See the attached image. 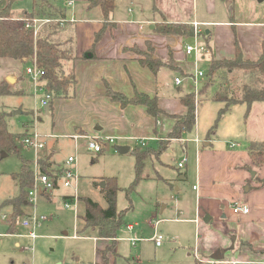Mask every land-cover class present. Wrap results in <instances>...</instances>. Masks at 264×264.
I'll return each instance as SVG.
<instances>
[{"label":"crops","instance_id":"1","mask_svg":"<svg viewBox=\"0 0 264 264\" xmlns=\"http://www.w3.org/2000/svg\"><path fill=\"white\" fill-rule=\"evenodd\" d=\"M51 1L65 10L67 17L72 16L71 10L65 9L64 0ZM95 1L86 0L83 1L86 3L75 6L76 22H70L66 26L64 37L72 35L74 45L71 53L73 58L64 61L63 66L66 75L74 76L75 83L68 89V97L53 100V109L48 115L51 123L43 135L51 136L46 140L47 143L50 138H57L50 150L44 152L46 147L38 153L39 157L48 159L51 163L49 170L55 173L61 170L67 161L66 159L57 161V156L69 147L66 141L68 139L71 141L70 149L75 151V156L78 157L77 168L79 167V157L82 149L86 148V142L84 139L76 142L72 138L75 134L119 138V141L126 142L124 146L130 148L128 153L133 151L128 143H134L135 150L148 152L145 168L149 165L157 174L156 177H146L143 173L142 182L150 183L152 186L154 184L162 191L161 196L156 193L151 199L157 201L155 204L152 203L154 211L149 222L154 234L155 228L151 225L154 222H160L159 232L163 223L192 224L198 242V247L193 248L194 259L195 252L202 256L200 249L204 252L208 248L211 252L210 259L225 264H264V166H256L247 147L241 148L234 139H241L244 136L247 144L249 141L264 142V103H254L247 116L245 104L231 106L218 122L216 130L212 131L225 103L212 99L219 88L213 85L210 82L212 78H208L204 70L200 69L204 62H208L209 67L212 58L217 60L236 58L237 47L241 49L246 61H256L261 57L264 48V1L191 0V11L178 12L162 9L163 2L166 6L164 0H147L146 4L140 1V11L129 9L125 16H121V12L115 7L107 19L104 18L101 8L95 4ZM136 2L139 1L131 0L132 4ZM26 11L28 10L23 12ZM161 22L205 24L201 26L205 34L201 40L208 48L207 54L198 61L193 56H188L185 48L186 45L193 43V38L161 35L156 31V25ZM151 54L154 60L161 62V66H158L156 71L142 64V61ZM198 71L205 74L199 87L193 80ZM16 74L11 72L7 77L14 75L16 80H19ZM177 78L182 80L180 85L176 84ZM108 87L126 98H133L138 92L157 98L162 113L153 117L143 105L122 106L120 102L113 101L108 96ZM196 91L199 93L196 94ZM186 95H194L196 98V127L193 133H184L180 139H169L176 125L175 116H185L188 113V108L181 101ZM203 103L218 106L214 109L217 112L216 120L207 130L202 143L199 137V121ZM240 106H246V110L240 113L243 119L241 117L239 120L233 115L239 113L236 109ZM232 118L234 121L230 122ZM196 139L199 140L198 143L195 142ZM141 141L147 144L142 147ZM192 143H195L196 148L194 157L192 156L191 170L188 151L189 144ZM178 151L182 153L179 161L174 162L178 173L175 171L172 173L168 169L171 166L166 157L175 156ZM184 159L186 163L183 167H179ZM24 160L30 163L29 166L34 172L35 163ZM97 161V158L93 159V164ZM189 175L195 180L192 188L195 203L191 208L187 206L188 202L184 201L186 198L189 199L187 192L182 191L180 187L187 181ZM81 179L84 181L83 177ZM178 179L182 183L176 188ZM102 183L98 185L97 181H93L92 186L103 198L104 204L86 194H80L81 197L90 198L106 207L104 196L100 191ZM247 185L250 187H246ZM64 189L59 186L54 192L41 196L45 197L46 204H53L52 202L58 199L65 202L68 194H65ZM10 198L14 196L4 198L3 201ZM82 198L80 207L84 208ZM161 202L165 203L162 209H160ZM169 202L174 203L171 217H160L169 210ZM236 204L248 206L250 212L246 215L235 214L232 206ZM31 205L28 200L23 209L25 218L31 214L26 215ZM13 213L14 208L8 206L5 214H0L6 215L7 218H0V221L6 225L5 232L8 238H21L22 233L19 232L17 220L15 227L12 224ZM82 215H78L79 221ZM206 218H210L209 223L205 222ZM22 227L26 230L30 228L31 232L34 230L32 225L27 227L24 222ZM137 227V223L128 224L127 231L134 234ZM79 233L75 230V234L68 237V233L64 232L63 236L72 239L87 238L93 242L97 250L95 261L90 260L87 263L83 261L81 264H117L118 258L131 261L132 258L120 252L119 242H126L132 249L137 250L138 243L151 242L156 248H160L165 240L163 236L162 245L157 246L151 240L153 236L151 238L122 237L113 240L100 238L92 230L87 232L89 236ZM131 239L139 241L133 244ZM204 241H207L206 245H203ZM223 248H227V252H232L229 253L227 261L223 260L226 259L224 256L227 253L223 256L219 251ZM140 261L137 256L135 262ZM195 263L197 264L196 260Z\"/></svg>","mask_w":264,"mask_h":264},{"label":"rangeland","instance_id":"2","mask_svg":"<svg viewBox=\"0 0 264 264\" xmlns=\"http://www.w3.org/2000/svg\"><path fill=\"white\" fill-rule=\"evenodd\" d=\"M134 4L131 0H116V10L121 12V16L128 14L129 9L135 11H140V1L145 2L147 0H138ZM166 6L161 7L172 11H185L189 12L192 8L191 0H164ZM86 2H80L76 7L84 4ZM146 4V2H145ZM33 7V0H16L13 4V12L16 17H20L24 10H30ZM70 11V10H69ZM48 19V18H46ZM43 26V25H42ZM39 27V31L42 28ZM30 63H23L14 59H0V84L10 92L4 95H0V112L6 114V121L8 128L11 132L15 134H30L34 129V124L36 119L39 121L37 129L40 133L46 132V129L50 126L51 118L45 113H41L37 117L35 114L39 100L43 96L41 92L36 94V84L33 79L26 73L27 68ZM208 62H204L200 66V69L208 73ZM14 72L17 73L19 80H16V76L9 75V77L15 78L14 82H9L7 74ZM239 71H234L229 77V86L232 90L237 88L241 89L242 85L247 81L244 75H241ZM22 77V78H21ZM210 82L218 88H221L219 80L211 79ZM44 83L41 82L40 87H43ZM214 86V89L216 88ZM212 92V91H211ZM231 98L238 97L235 93L230 95ZM218 105L212 103H203L200 111V134L201 142L203 143L206 137L207 130L213 126L214 121L217 117V112L214 110ZM239 113H234L233 116L237 117L239 120L242 111L246 110V106H240L236 109ZM15 112H19L16 113ZM236 112V111H235ZM241 113V114H240ZM245 113V112H244ZM37 117V118H36ZM41 118V119H40ZM241 119V120H242ZM234 119H230L233 122ZM195 133L192 135V137ZM20 137L16 141L15 150L12 152H2L0 154V214H5L8 210V205L3 201L4 198L18 195L19 185L15 182L13 175L20 173L24 163V159L28 161H33V164L38 158V154L26 147L23 144V138ZM28 136V135H27ZM101 136V135H100ZM235 139V143L239 144L241 148L245 149L247 147L246 137ZM57 137H52L48 140L47 148L44 152L51 149L52 145L55 143ZM47 140V139H46ZM62 140V139H61ZM64 140V139H63ZM69 147L67 150H63L58 156L57 161H62L64 159L68 160L70 154L71 157L75 156V151L70 149L71 141L66 140ZM250 142V141H249ZM248 142V143H249ZM122 141H116L111 145V149L102 154L93 155L86 148L82 149L81 155L79 157V167L78 173L83 177L84 181L80 183V194H86L92 196L96 201L103 203V198L100 194L93 188L92 182L97 181L99 185L104 181L102 178L117 177L118 184L121 191L118 195L117 207L119 211H125L126 218L125 223L120 227L117 232V238L122 237H139V238H151L154 234V229L151 228L149 222L152 219V203L157 201L151 200L156 193L162 195L161 189L157 188L156 185L153 186L150 183H143L142 180L133 186L136 179L135 170V144L128 143L130 147L133 148L128 154L121 155L116 150V146H124ZM144 143V144H143ZM147 144L141 141V146ZM246 145V146H245ZM199 146V145H198ZM196 148L195 143L189 144L188 156H190L189 169L193 168V158L194 150ZM179 152V151H178ZM177 152V153H178ZM182 157V153H178L175 156L166 157L171 168H168L172 173L176 170L174 165L175 161H179ZM97 158L98 161L93 164V159ZM74 169V166H69ZM145 169V176L156 177V173L152 170L149 165ZM184 172V171H183ZM82 180V179H81ZM255 181V180H254ZM257 181V180H256ZM264 182V181H263ZM176 188L180 186L181 180H177ZM195 183L193 176L189 175L186 182L182 183L180 186L182 191H186L189 197L184 199L187 201V206L189 208L194 206L195 194H193L192 188ZM34 185V183H33ZM247 185L246 187H248ZM250 187V186H249ZM33 188V186H32ZM131 188L130 199L127 198L126 193ZM247 189V188H246ZM65 194L71 195L73 190L64 189ZM54 192V191H53ZM63 192V191H62ZM174 197V196H173ZM82 198V197H81ZM11 199V198H10ZM45 197L38 195L36 196V202L28 208L27 214L30 216L27 218L20 216L17 219V226H19V232L21 238H8L5 232L6 225L3 221H0V264H81L83 261H95L96 248L91 240L85 238L72 239L75 234V230L81 235L85 234L89 236V229H84L85 226L82 220H78L75 212L72 209H67L64 205V200L58 199L53 204H46L44 201ZM29 200V195H28ZM30 202V200H29ZM169 210L165 213L164 217H171L173 210V202H169ZM104 204V203H103ZM165 205L161 202L160 209ZM84 208L80 207L79 215H82ZM45 217L46 220L39 226L34 227L33 232L37 235L36 239L28 237L31 230H26L22 227V223L27 221L31 217ZM138 224L134 234L127 231L128 224ZM21 226V227H20ZM82 227V228H81ZM81 229V230H80ZM64 232L68 233V237L63 236ZM137 233V234H136ZM160 233L165 236L163 246L156 248L153 243H138V249L134 250L126 242H119L118 245L121 248L122 255H127V257L132 258L131 261H126L124 258L117 259V264H196L193 257V248L198 247V242H196V232L195 227L192 224H176V223H163L160 227ZM63 236V237H61ZM84 236V235H83ZM81 237V236H80ZM203 245L207 244V241L202 242ZM19 244V246H17ZM200 248V244H199ZM202 248V247H201ZM132 251H131V250ZM204 250V248H202ZM227 248L219 250L222 252L223 256L226 254L227 261L230 256L227 252ZM201 254L205 259L211 258V252L206 248L204 252L200 249ZM129 254V255H128ZM137 256L141 259L140 262H135Z\"/></svg>","mask_w":264,"mask_h":264},{"label":"trees","instance_id":"3","mask_svg":"<svg viewBox=\"0 0 264 264\" xmlns=\"http://www.w3.org/2000/svg\"><path fill=\"white\" fill-rule=\"evenodd\" d=\"M16 0H0V59H14L23 63L36 64L41 71V82L44 83V90L50 96V111L53 109V100L68 97L69 88L74 85L73 75H66L63 62L72 59L74 45L73 36L64 37L68 21L65 10L58 7L51 0H33L31 11L23 12L20 17H16L13 12V4ZM95 4L103 12L107 19L116 7L115 0H96ZM66 9V8H65ZM51 19L50 23L43 24L37 35L34 28L27 29L25 19ZM61 20H66L62 24ZM157 33L161 35L193 37L194 27L192 24L161 22L156 25ZM205 36V34H203ZM202 35V36H203ZM99 38V37H98ZM142 64L157 70L161 62L154 60L153 55H149ZM234 71H239L247 78L241 89L232 90L229 85V77ZM208 78L221 81L218 91L212 96L216 102L225 103V107L220 110L218 120L212 131H215L220 119L228 112L231 106L245 104L247 106L246 116L249 114L254 103H264V48L261 57L256 61H246L242 56V51L237 47V55L234 59L217 60L212 58L208 69ZM237 94L238 97L231 98L228 94ZM10 93L3 84H0V95ZM107 94L113 101H118L122 106L143 105L148 113L157 117L162 113L158 106V99L151 98L146 94L138 92L133 98H126L124 95L113 91L110 87ZM182 103L188 108L185 116H175L176 125L169 139H180L184 133H193L196 127V98L194 95H186L181 98ZM27 133V132H26ZM24 134L27 136L29 134ZM22 134H15L8 128L6 114L0 112V154L2 152H12L15 150L17 139ZM22 136V137H24ZM165 144V142H164ZM167 147H165L166 149ZM164 149V150H165ZM247 151L258 167L264 166V142L250 141L247 144ZM148 152L135 150L136 158V179L133 186H136L143 179L145 161ZM40 170L44 173H53L50 169L51 163L48 159L40 156L38 158ZM30 163L24 161L20 173L14 174V179L19 185L17 197L8 199L5 204L14 208L12 224L24 215L23 209L28 202V193L34 183V172L30 168ZM250 170V168H246ZM58 172V170L56 171ZM106 207L93 201L90 198H82L84 204V214L81 220L84 223L83 230L95 231L100 238L116 239L117 232L125 223V211H119L117 200L121 188L117 178H106L104 186L101 188ZM131 188L126 196L130 199ZM131 200V199H130Z\"/></svg>","mask_w":264,"mask_h":264},{"label":"built area","instance_id":"4","mask_svg":"<svg viewBox=\"0 0 264 264\" xmlns=\"http://www.w3.org/2000/svg\"><path fill=\"white\" fill-rule=\"evenodd\" d=\"M86 1V0H64V6L66 9H70L72 12V16L68 17V21L75 23L76 19L74 16V8L77 3ZM51 19H25L24 22L26 24L27 29L34 28L35 35L39 32V27H41L43 24H47L52 22ZM62 24L66 22V20H61ZM194 27V35H193V43L186 45V54L188 56H193L196 61H198L200 58H203L207 52L208 48L206 45L202 43V35L204 34V29L201 28V26L205 25L200 22H193L192 23ZM26 73L33 79V81L36 84V94L41 92L43 96L39 100L38 108L35 112V114L40 116L41 113H45V108L49 105V102L51 100L50 96H47L45 94L44 87H40L41 84V71L36 66V64L30 65ZM205 77V74L202 71H198L195 73L193 80L197 87L200 85V81L202 78ZM182 83V80L180 78L176 79V84L180 85ZM199 91H196V94H198ZM36 117V118H37ZM39 125L38 119H36V122L33 127V131L26 137L23 138V144L28 147L29 149L35 151L37 154L42 152L47 147L46 139H48L51 136L43 135L40 133L37 129V126ZM72 138L78 142L81 139L85 140V147L86 149L93 153V154H101L105 152L108 148H111V145L118 141L119 138L115 137H102L98 136L96 134L93 135H81V134H75L72 136ZM196 143L199 142L198 139L195 140ZM78 144H76L77 146ZM78 150V149H77ZM39 158V154H38ZM38 158L35 162V171H34V185L33 188L30 189L28 195L30 203L33 205L36 202V196L43 195V194H49L50 192H53L57 189V187L61 186L65 189L73 190V193L71 195H68V199L65 200L64 205L67 209H72L76 217L78 218L79 215V208L81 204V195H80V183H81V176L78 173V157L73 156L69 157L68 160L65 163V166L55 173H44L40 170V166L38 164ZM186 163V159L183 160L179 164V167H183ZM69 166H74V169H72ZM232 210L235 214H248L250 212V209L248 206H241V205H234L232 206ZM0 218L6 219V215H0ZM46 220L45 217H31L27 221L24 222L25 226L30 227L31 225L33 227H37L41 225ZM160 222H154L151 225L155 228V234L152 237V241L156 243L157 246H161L163 242V235L160 234L158 231V225ZM28 237L32 239H36L37 235L35 232H31ZM76 238V236H74ZM132 243L135 244L138 239H131ZM195 260L197 264H225L220 261L212 260V259H205L203 258L198 252H195Z\"/></svg>","mask_w":264,"mask_h":264},{"label":"water","instance_id":"5","mask_svg":"<svg viewBox=\"0 0 264 264\" xmlns=\"http://www.w3.org/2000/svg\"><path fill=\"white\" fill-rule=\"evenodd\" d=\"M259 2H263L264 0H258ZM8 81L9 82H14L15 81V78H12V77H9L8 78ZM50 105H48L46 108H45V113H46V115H49L50 114ZM16 113H19V112H15V114ZM115 150L119 153V154H121V155H125V154H127L129 151H130V148L128 147V146H116L115 147ZM252 175L253 176H255V173L254 172H252ZM104 186V183H102L101 184V187H103ZM248 190V189H247ZM209 221H210V218H206V220H205V222L206 223H209Z\"/></svg>","mask_w":264,"mask_h":264}]
</instances>
